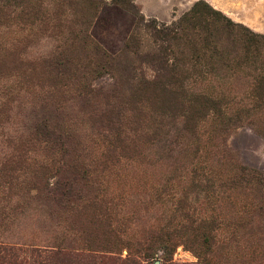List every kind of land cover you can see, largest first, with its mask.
Here are the masks:
<instances>
[{
  "label": "rangeland",
  "instance_id": "1",
  "mask_svg": "<svg viewBox=\"0 0 264 264\" xmlns=\"http://www.w3.org/2000/svg\"><path fill=\"white\" fill-rule=\"evenodd\" d=\"M82 1L0 0L3 264H264V0Z\"/></svg>",
  "mask_w": 264,
  "mask_h": 264
},
{
  "label": "trees",
  "instance_id": "2",
  "mask_svg": "<svg viewBox=\"0 0 264 264\" xmlns=\"http://www.w3.org/2000/svg\"><path fill=\"white\" fill-rule=\"evenodd\" d=\"M2 2H4L5 4L7 5H13V6H22L23 4H25V1L26 0H1ZM112 3L120 6V7H124V6H128V2H126V0H112ZM87 4V5H85ZM92 7V3L90 2V0H87V1H82L80 2V16L82 19H85L86 15H88L90 13V9ZM198 15H202V16H205L208 20H211L213 22H218V15H220L219 12L213 10L212 8L205 12L204 10H201V3H197L195 4V6L192 8V10L187 14L185 15L181 21L179 22L180 24V27L181 28L182 26L184 25H187V24H191V22L193 20H196V19H199L200 17ZM176 31L173 29V30H168L167 32H158L159 34H162V37L166 38L167 39H174V37L176 36ZM135 38H130L128 40V46L130 47H134L135 45H138V43H136L134 40ZM166 49V48H165ZM163 49L162 47L159 48L156 52H153L151 54H147V57L149 58V62L152 63L155 67V71L157 72V75L156 77H161L163 75H167L170 73V67H172V65L170 66L169 65V60L167 58V52L166 50ZM215 52H216V49H215ZM264 78V75L262 76ZM40 133L46 137L45 139H53V131L51 130H48L47 128H43V130L40 129ZM53 141V140H52ZM60 185H55V188H56V194L58 195H61V196H69L70 195V189H65L63 192L62 189H60L59 187ZM113 231L112 230H109V237L112 236ZM120 239H118L115 235H114V241L113 242H116L115 244H119L120 243ZM93 244V242H90ZM92 244H89L90 246H88V250L87 252H89V254H87V256H83V259H86L88 260V263L89 264H107L111 261H116V259H114L112 256L108 255V253H113V251H110L108 249H104L105 253H99L98 250H95L96 248H93L95 246H93ZM95 245V244H94ZM4 252V254H7V250L6 249H2V251L0 252V254ZM15 262V261H13ZM13 262H8L6 264H15ZM124 262L126 261H122L121 264H124ZM4 263V260L3 258L0 256V264H3Z\"/></svg>",
  "mask_w": 264,
  "mask_h": 264
}]
</instances>
